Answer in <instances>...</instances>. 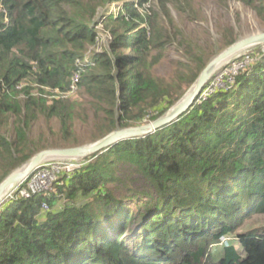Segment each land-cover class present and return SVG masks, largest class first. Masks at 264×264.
<instances>
[{"label": "trees", "instance_id": "16d2710c", "mask_svg": "<svg viewBox=\"0 0 264 264\" xmlns=\"http://www.w3.org/2000/svg\"><path fill=\"white\" fill-rule=\"evenodd\" d=\"M150 1L0 0V128L13 117L14 131L9 138L0 130L2 172L34 153L28 132L38 116L58 119L62 142L72 136L76 102L49 101L48 92L80 87L104 136L155 119L179 98L151 72L167 44L187 48L171 82L195 80L206 54L178 39V28L167 30L154 10L141 12ZM157 1L170 22L167 3L190 9L187 0ZM240 1L264 27V0ZM103 7L99 20L111 39L86 54L101 39L95 19ZM231 35L221 38L229 45ZM251 56L259 58L233 87L171 124L86 157L43 194L6 201L0 264H264V233L239 232L264 215V52ZM58 199L66 203L55 210Z\"/></svg>", "mask_w": 264, "mask_h": 264}, {"label": "rangeland", "instance_id": "374dc122", "mask_svg": "<svg viewBox=\"0 0 264 264\" xmlns=\"http://www.w3.org/2000/svg\"><path fill=\"white\" fill-rule=\"evenodd\" d=\"M121 3L122 1H119L117 4L120 5ZM187 3H189L190 9L187 7L186 9L188 11L186 12H180L170 5V3H167L166 7L169 14L171 15L172 22L167 21L164 10L157 0H151L150 2L145 3L142 7H139V9L141 12H143L145 9L149 10V12L154 10L157 13V16H159L160 23L165 25L167 30L174 31L176 28H178L179 31L177 32L176 37L178 39H181L182 37L186 38L187 40H190L192 44H196V48L202 50L206 54L205 63H207L218 52L228 46V44L221 38L225 30L232 31L230 38L234 39V41L244 37L245 35L264 30V27L259 23L255 11L240 0H187ZM117 4H111V6H109V12L112 11L114 6ZM106 7L98 8L97 18L95 19L99 21L97 23V27L99 33H101V39H99L98 45L89 46L86 54H88L89 51L92 52L96 49L101 50L111 39L110 35L105 31L104 26L100 21L101 13L104 11L100 9H104ZM261 47V45L254 46L243 51L239 55L244 53L251 54L259 51L262 52L263 50ZM186 50V47L183 48L182 46H177L175 42H171L166 45L163 56L153 63L151 67L152 74L160 78L161 83L171 85L174 89L173 96L178 93L177 97L179 98L193 83L192 82L191 84L187 85L185 82L177 80L176 86V83L171 82L175 77L174 63L176 61H186ZM156 52L158 51H152L153 54ZM238 56H235L232 59H235ZM81 90L82 89L79 87L78 89H75L73 93H68L69 95L58 93L60 91L57 90H54L53 92H48L47 90V97L49 98V101L52 98L60 97L68 98L71 101L76 102V111H79V113L77 115L75 114L72 119V136L69 138V141L62 142L63 140L60 137L58 119L56 117H52L46 120L43 117L38 116L32 122L28 132L29 137L32 140L30 146L31 149L28 152L33 151L36 153V151H40L45 148L88 144L102 137L101 135L98 136L99 126L101 124L98 123V119H96L92 108H90L88 97L84 95ZM22 97L23 95L20 94V98ZM85 112L88 113L84 115ZM102 117H104V114L100 113L98 118ZM12 122L13 117L9 118L7 123L3 124V127L0 128L1 132L5 133L9 138H12L14 134ZM146 122H148L147 118H145L143 121L136 122L135 125ZM85 159L86 158L78 160L86 161ZM72 160L77 159H65V161L69 162ZM16 167L12 168L10 171L7 170L4 172H2L0 169V181ZM134 186L138 188L137 190H140L143 186V183L137 181L134 182ZM53 190L55 191V188ZM8 200L9 198L5 200V202ZM65 203V199H58L54 209H60ZM130 207L132 210H135L134 204L130 203ZM137 219L139 220L140 218L137 217ZM136 225L137 220L133 221L130 224V227L135 228ZM252 230L255 233H264V215H253L250 219L245 221V224L242 226L239 232H249ZM223 239L225 242L226 239L230 238L224 237ZM239 247L240 246H238V249H240Z\"/></svg>", "mask_w": 264, "mask_h": 264}, {"label": "water", "instance_id": "95a60500", "mask_svg": "<svg viewBox=\"0 0 264 264\" xmlns=\"http://www.w3.org/2000/svg\"><path fill=\"white\" fill-rule=\"evenodd\" d=\"M257 45H261V49L264 50V30L245 35L222 49L206 63L187 91L153 120L143 124L117 128L88 144L45 148L37 151L0 181V207L31 170L42 162L64 158L84 159L93 154L101 153L117 142L151 134L155 130L176 121L179 116L193 107L202 88L216 70L231 61L233 57Z\"/></svg>", "mask_w": 264, "mask_h": 264}, {"label": "built area", "instance_id": "2783aa9c", "mask_svg": "<svg viewBox=\"0 0 264 264\" xmlns=\"http://www.w3.org/2000/svg\"><path fill=\"white\" fill-rule=\"evenodd\" d=\"M258 58V56H251V54L244 53L220 67L206 82L196 102L206 100L218 90H228L233 87L238 73L253 64ZM77 79L78 75H74L73 82L77 81ZM75 89L76 86L73 83L70 93H73ZM85 162L78 159L70 162L65 161V159H53L42 162L31 170L8 198H29L36 194H43L52 189L53 184L59 182V178H70ZM42 208L44 210L48 209L47 204L43 203Z\"/></svg>", "mask_w": 264, "mask_h": 264}, {"label": "crops", "instance_id": "0c3cea01", "mask_svg": "<svg viewBox=\"0 0 264 264\" xmlns=\"http://www.w3.org/2000/svg\"><path fill=\"white\" fill-rule=\"evenodd\" d=\"M233 244L235 245V247L237 248V250H239V252H241L242 253V250H241V248L240 249H238V242H236V241H233Z\"/></svg>", "mask_w": 264, "mask_h": 264}, {"label": "clouds", "instance_id": "9594fccd", "mask_svg": "<svg viewBox=\"0 0 264 264\" xmlns=\"http://www.w3.org/2000/svg\"><path fill=\"white\" fill-rule=\"evenodd\" d=\"M262 52H264V50Z\"/></svg>", "mask_w": 264, "mask_h": 264}]
</instances>
